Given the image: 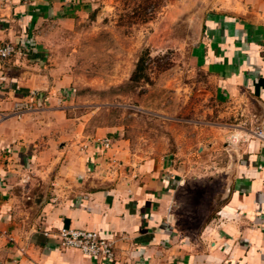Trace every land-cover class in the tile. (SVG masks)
I'll use <instances>...</instances> for the list:
<instances>
[{"label": "crops", "instance_id": "0c3cea01", "mask_svg": "<svg viewBox=\"0 0 264 264\" xmlns=\"http://www.w3.org/2000/svg\"><path fill=\"white\" fill-rule=\"evenodd\" d=\"M1 1L0 46L16 54L0 60V264H264V145L251 135L264 123V0L215 3L190 50L216 119L249 129L224 199L196 237L178 213L189 156L136 147L119 124L88 132L86 120L67 116L72 90L47 66L49 45L89 0ZM16 103L31 109L16 114ZM60 229L98 232L114 257L62 249L49 236Z\"/></svg>", "mask_w": 264, "mask_h": 264}, {"label": "rangeland", "instance_id": "374dc122", "mask_svg": "<svg viewBox=\"0 0 264 264\" xmlns=\"http://www.w3.org/2000/svg\"><path fill=\"white\" fill-rule=\"evenodd\" d=\"M220 1L89 0L72 29L54 34L46 63L63 71L67 116L86 120L88 132L119 124L136 147L189 156L178 213L192 237L224 199L234 150L249 130L216 119L220 108L203 96L205 76L190 59L203 13Z\"/></svg>", "mask_w": 264, "mask_h": 264}, {"label": "built area", "instance_id": "2783aa9c", "mask_svg": "<svg viewBox=\"0 0 264 264\" xmlns=\"http://www.w3.org/2000/svg\"><path fill=\"white\" fill-rule=\"evenodd\" d=\"M2 1L0 0V9ZM264 57V47L262 48ZM16 54V49L12 44L6 43L0 46V60H5ZM31 108L25 103H16L14 113L20 114L29 111ZM253 138L264 145V123L257 124L251 131ZM103 150H108L112 143L109 138L99 141ZM48 235V234H46ZM62 249H73L89 258L112 259L114 257V247L111 241L102 238L98 232L82 229H60L52 235Z\"/></svg>", "mask_w": 264, "mask_h": 264}, {"label": "trees", "instance_id": "16d2710c", "mask_svg": "<svg viewBox=\"0 0 264 264\" xmlns=\"http://www.w3.org/2000/svg\"><path fill=\"white\" fill-rule=\"evenodd\" d=\"M142 63H143V61H141V62L139 63V65H138V69H142Z\"/></svg>", "mask_w": 264, "mask_h": 264}]
</instances>
